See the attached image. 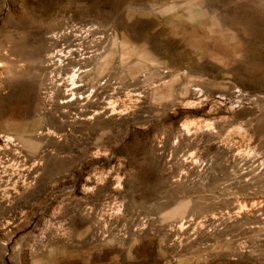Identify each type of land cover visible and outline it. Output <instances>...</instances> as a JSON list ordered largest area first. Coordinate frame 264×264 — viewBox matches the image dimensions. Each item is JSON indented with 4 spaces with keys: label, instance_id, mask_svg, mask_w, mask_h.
I'll return each mask as SVG.
<instances>
[{
    "label": "rangeland",
    "instance_id": "374dc122",
    "mask_svg": "<svg viewBox=\"0 0 264 264\" xmlns=\"http://www.w3.org/2000/svg\"><path fill=\"white\" fill-rule=\"evenodd\" d=\"M0 264H264V0H0Z\"/></svg>",
    "mask_w": 264,
    "mask_h": 264
},
{
    "label": "built area",
    "instance_id": "2783aa9c",
    "mask_svg": "<svg viewBox=\"0 0 264 264\" xmlns=\"http://www.w3.org/2000/svg\"><path fill=\"white\" fill-rule=\"evenodd\" d=\"M95 32L96 27L94 26L71 22L63 27L58 37L66 43L63 45L65 48L74 47L75 50H79L78 56L84 59L94 53L93 37Z\"/></svg>",
    "mask_w": 264,
    "mask_h": 264
},
{
    "label": "bare ground",
    "instance_id": "6f19581e",
    "mask_svg": "<svg viewBox=\"0 0 264 264\" xmlns=\"http://www.w3.org/2000/svg\"><path fill=\"white\" fill-rule=\"evenodd\" d=\"M209 4V3H208ZM61 40V39H60Z\"/></svg>",
    "mask_w": 264,
    "mask_h": 264
}]
</instances>
